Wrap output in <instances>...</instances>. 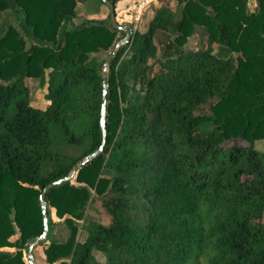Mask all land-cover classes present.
Returning a JSON list of instances; mask_svg holds the SVG:
<instances>
[{"label":"trees","instance_id":"trees-1","mask_svg":"<svg viewBox=\"0 0 264 264\" xmlns=\"http://www.w3.org/2000/svg\"><path fill=\"white\" fill-rule=\"evenodd\" d=\"M80 1L0 0L23 30L0 35V264H29L42 189L102 142L98 54L125 33L75 23ZM248 1L162 0L146 30L131 28L106 73L103 151L46 192L45 264H264V0L255 11ZM158 32L173 34L161 55ZM29 78L46 85L44 109ZM52 127L88 143L76 156L53 150ZM94 196L108 224H83ZM54 220L65 240L50 238Z\"/></svg>","mask_w":264,"mask_h":264},{"label":"rangeland","instance_id":"rangeland-1","mask_svg":"<svg viewBox=\"0 0 264 264\" xmlns=\"http://www.w3.org/2000/svg\"><path fill=\"white\" fill-rule=\"evenodd\" d=\"M162 0H159L158 3H151L149 4L146 9L144 10V13L140 20L137 22V27L139 30L144 31L147 29L148 23L150 19L153 16L154 13V7L160 5ZM132 2L130 0H121L116 4L115 7V13H116V19L118 23L120 24H126L128 25L129 22L133 21V15L134 10L132 6ZM153 5V6H152ZM173 8L176 12V18L180 17V5H176L175 3L172 4ZM248 10L255 11L257 10V1L256 0H249L248 1ZM132 9L129 13L126 10L127 8ZM77 15L75 18V23H80L84 19L87 20H98V21H105L107 24L110 23V19H108L109 9L108 7L102 3L101 0H82L78 2L77 9H76ZM133 23V22H132ZM13 25L15 26L21 33H23V30L20 26V19L19 17L11 12L10 10H5L0 13V35L5 31V29L9 26ZM173 38V34L170 32H158L156 35V43L158 44V55H161V52L163 50V47ZM29 45V43H28ZM116 46V45H115ZM188 47H196V42L194 39H190L189 42L185 46ZM115 48V47H114ZM114 50V49H113ZM107 53L101 52L98 54V57L100 59L108 58ZM104 69V66H103ZM27 86L29 88L30 92V98L32 101V105L39 108H45L49 104V100L47 98V89L46 85L41 86L39 84V81L37 79H31L29 78L27 80ZM51 134L53 138V144L52 149L58 150L62 153H67L73 156H76L81 153V149L86 146L88 143V139H86L80 146L74 147L70 146L62 134L55 128L52 127ZM254 146L259 149L260 151H264V140H257L254 142ZM49 168V167H47ZM107 174H110V171L106 172ZM56 219V218H55ZM55 223L53 224V229L50 235V238L56 241H62L65 240V238L68 236L69 230L68 227L65 225L63 220H54ZM110 221L109 215L107 212L103 209L101 206L100 200L94 196L93 200L89 203L85 219L83 221V224H88L89 222H99L103 224H108ZM82 223V222H80ZM87 236L86 229L80 226L79 224V233H78V239L84 240V238ZM37 245V244H36ZM34 246L35 250V264H45L44 262V253H43V247L42 246ZM34 249V248H33ZM93 255L95 258L100 262H106L107 256L99 252L97 250L93 251Z\"/></svg>","mask_w":264,"mask_h":264},{"label":"water","instance_id":"water-1","mask_svg":"<svg viewBox=\"0 0 264 264\" xmlns=\"http://www.w3.org/2000/svg\"><path fill=\"white\" fill-rule=\"evenodd\" d=\"M109 9V16H110V21L112 24V27L117 29V30H121L125 33V37L121 40H119L116 43V46L113 50V52L109 55V57L106 59V61L104 62V69H103V92H102V101H101V116H100V126H101V131H102V142L100 144V146L98 147V149H96L94 152L88 154L87 156L83 157L80 161H78L72 168L71 171L69 172L68 175L59 178V179H55L53 181H51L50 183H48L41 191L40 195H39V202L41 205V213H42V220H43V231L41 233L40 236L31 239L29 242V247L27 250V257H28V263L29 264H35V260H34V256H33V248L34 246L38 243V242H44L47 240L48 234H49V224H48V203L45 199L46 196V192L63 183L66 181H69L74 174L76 173L77 169L79 167H81L82 165L86 164L87 162H89L90 160L94 159L97 155H99L105 146V142H106V129H105V122H106V93H107V84H106V73H107V69L108 66L111 62V60L113 59V57L115 56L118 48L125 44L128 43V41L130 40V35H131V28L129 25L126 24H120L118 23L117 19H116V14H115V7L114 5L109 1V0H101Z\"/></svg>","mask_w":264,"mask_h":264},{"label":"built area","instance_id":"built-area-1","mask_svg":"<svg viewBox=\"0 0 264 264\" xmlns=\"http://www.w3.org/2000/svg\"><path fill=\"white\" fill-rule=\"evenodd\" d=\"M130 1L133 3L132 6L134 10V15H133V21L129 22L128 25L130 26V28L135 29L137 28V22L142 17L146 7L151 3H158L159 0H130ZM126 10L129 13L132 9L128 7Z\"/></svg>","mask_w":264,"mask_h":264}]
</instances>
